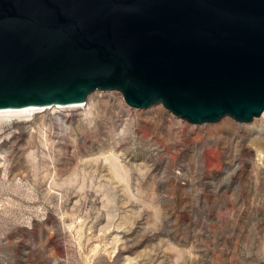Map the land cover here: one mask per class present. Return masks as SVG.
<instances>
[{
    "label": "rangeland",
    "instance_id": "obj_1",
    "mask_svg": "<svg viewBox=\"0 0 264 264\" xmlns=\"http://www.w3.org/2000/svg\"><path fill=\"white\" fill-rule=\"evenodd\" d=\"M0 264H264V119L119 91L0 115Z\"/></svg>",
    "mask_w": 264,
    "mask_h": 264
},
{
    "label": "water",
    "instance_id": "obj_2",
    "mask_svg": "<svg viewBox=\"0 0 264 264\" xmlns=\"http://www.w3.org/2000/svg\"><path fill=\"white\" fill-rule=\"evenodd\" d=\"M119 91L193 125L264 113V0H0V111Z\"/></svg>",
    "mask_w": 264,
    "mask_h": 264
},
{
    "label": "bare ground",
    "instance_id": "obj_3",
    "mask_svg": "<svg viewBox=\"0 0 264 264\" xmlns=\"http://www.w3.org/2000/svg\"><path fill=\"white\" fill-rule=\"evenodd\" d=\"M90 97V96H89ZM82 106L83 104H73V105H53V106H42V107H34V108H23V109H12V110H1L0 115H4L6 117L14 116V115H27L31 114L33 112H37L38 110H44L48 109L50 107H55V108H62V107H77V106ZM226 118V117H225ZM261 119H264V113L260 117ZM242 123V122H240Z\"/></svg>",
    "mask_w": 264,
    "mask_h": 264
}]
</instances>
